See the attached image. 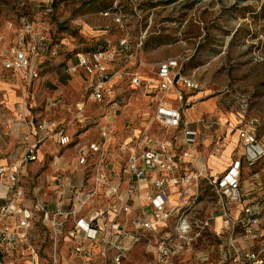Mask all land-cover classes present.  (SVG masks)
Masks as SVG:
<instances>
[{"label":"rangeland","instance_id":"374dc122","mask_svg":"<svg viewBox=\"0 0 264 264\" xmlns=\"http://www.w3.org/2000/svg\"><path fill=\"white\" fill-rule=\"evenodd\" d=\"M22 16L34 23L36 33L46 36L50 45L35 61L39 77L32 83L20 76L16 79L17 74L4 67L5 60L22 44ZM123 40H127V49L121 47ZM28 43L26 39L25 45ZM98 49L119 51L118 75L112 82L117 81L114 88L119 106L110 101L94 102L86 93V76L70 71L79 53ZM170 60L178 61L198 85L194 107L198 116L188 121L199 131V154L208 149L204 154L208 157L215 142L226 143V138L237 146L234 125L241 97L249 99L248 115L258 117L264 129V0H0V167L21 165L30 128L46 120L65 128L71 137L73 142L65 151L75 155L72 162L82 148L100 146V152H90L79 172L65 169L66 175L74 173L84 180L70 191L72 198L86 202V213L92 212L96 203H101L105 212L116 200L107 195L105 187H96L99 170L112 183L122 177L121 197L126 200L130 185L119 172L122 163L120 169H107L114 165L113 156L120 160L121 146L134 135L163 139L174 130L157 122L147 95L134 89L125 73L154 83L159 65ZM9 94L15 97L10 106ZM106 127L111 134L108 144L102 143L101 137ZM206 138L211 140L209 148L202 145ZM224 157L228 159L226 154ZM221 161L212 165L209 176L219 174ZM255 168L245 169L246 183ZM23 169H28L24 192L26 198H32L35 188L31 179L36 183L43 179L44 165L31 169L29 164ZM256 169L264 177V161ZM200 182L201 200L215 201L207 181L202 178ZM3 202L0 200V205ZM32 234L41 249V261H46L51 243L40 214L34 219ZM73 250L70 239L60 246L64 264H73ZM149 257L141 245L130 253L126 264H148Z\"/></svg>","mask_w":264,"mask_h":264},{"label":"built area","instance_id":"2783aa9c","mask_svg":"<svg viewBox=\"0 0 264 264\" xmlns=\"http://www.w3.org/2000/svg\"><path fill=\"white\" fill-rule=\"evenodd\" d=\"M19 23L24 31L22 44L5 60L4 67L32 83L39 77L35 61L49 51L50 45L26 16L20 17ZM121 47L127 49V40ZM119 57L116 49L79 53L70 71L86 76V92L92 100L119 106L112 83L118 75L115 65ZM125 75L134 89L145 93V89L153 88V95L161 93L156 120L174 134L159 140L142 136V140H149L147 149L142 148L144 141L137 140L136 149L132 148L135 141L124 143L123 174L130 185L127 199L121 197L123 181L112 183L99 170L96 187H105L107 195L116 200L105 212L84 219L79 218L76 208L52 211L47 204H27L23 180L28 169L23 167L38 161L39 148L47 140L64 148L73 142L63 127H53L46 120L34 124L30 128L34 141L26 143L21 165L0 167V188L6 191L0 195L4 201L0 205V264H64L60 246L67 239L74 242L73 264H126L130 253L141 245L150 256L148 264H264V194L250 195L244 184L245 169L264 161V129L258 117L248 115L249 99L239 98L241 111L234 125L242 154L224 173L209 176L205 164L203 171L193 170L197 169L201 144L198 129L186 120V111L194 110L191 94L198 91L194 79L176 60L159 65L155 86L138 74ZM172 95L178 109L165 107ZM90 152H100V146L82 148L81 164L86 163ZM202 178L213 190L215 201L201 200L198 190ZM31 180L35 188L36 181ZM129 201H136L138 207L131 208L126 204ZM38 214L51 243L46 261H41V249L34 244L32 234Z\"/></svg>","mask_w":264,"mask_h":264},{"label":"crops","instance_id":"0c3cea01","mask_svg":"<svg viewBox=\"0 0 264 264\" xmlns=\"http://www.w3.org/2000/svg\"><path fill=\"white\" fill-rule=\"evenodd\" d=\"M158 73H159V67L158 71H156V81H154V86L156 85L158 81ZM16 79H18V75H16ZM142 78V77H141ZM115 79V78H114ZM113 79V81H114ZM143 81H147L146 79L142 78ZM149 81V80H148ZM117 84V81L113 83V85ZM4 86H7V84H4ZM152 89L153 88H148L145 89V95H147V98L150 100L149 104H151L154 109L155 113L157 110V98L161 95V93L152 94ZM87 93V92H86ZM197 93V92H196ZM196 93L191 94V100L194 101V107L195 104L198 102V98L196 96ZM150 94V95H149ZM171 100H168L165 104L166 108H174L178 109V104L174 102V96H170ZM8 105H12L13 102L15 101V97L12 94L8 95ZM94 101V100H93ZM96 102V101H94ZM197 110L194 109L193 111L188 110L186 111V120L188 121V118L191 120H194L198 114ZM189 123H194L193 121H188ZM52 126L54 127L53 123H51ZM209 126V123H208ZM58 127V126H55ZM194 127V126H193ZM60 128V127H59ZM66 132V130H65ZM237 133V132H236ZM67 134V132H66ZM68 135V134H67ZM141 133L138 135H134L133 138H131L127 143L130 141H135L133 144V149H136V142L137 140L139 141H144L142 148L147 149L150 147L149 140L146 137V139L142 140ZM110 130L108 127L103 129V133L101 135L102 137V143L108 144L107 142L110 139ZM238 136V134H237ZM154 140L156 139H161L159 136L158 137H153ZM206 138L204 140L206 148L210 147L211 140ZM238 142L236 143L237 146L233 147V145L230 144L229 141H227V138L225 139L226 143H221L222 140H218L215 143H217L215 146L209 150L208 157L205 156L206 153L208 152V149L205 150L202 154L199 156V160L197 163H195V166L197 169H203L202 165L205 164L208 169H214L212 165L215 164L216 161H219L220 159H223V162L221 161L220 165V170L216 171L219 172V174H216L215 176H218L222 173H224L232 164V162L239 158L240 155L242 154V150L240 147V142L239 138L237 137ZM34 139L30 136V138L27 139V142H32ZM132 141V142H133ZM213 143V142H212ZM135 145V146H134ZM212 145V144H211ZM233 147V148H232ZM67 148L61 147L56 141L49 139L45 143H43L40 148H39V159L37 162L30 164L31 169H39L42 165H44V169L42 172V180L37 181L36 187H35V195L32 198H28V205H32L35 203L39 204H47L52 211H57L58 209H63V210H74L75 208L79 210V218H84V219H91L93 216L99 215V212H104L103 211V205L101 203H96L95 208L93 209L92 212L86 213V210H84V207L86 205L85 202L82 203L81 199H78V197H73L72 198V192L70 190L75 189L76 187L81 186L84 183V180H81L80 175H76L74 173H71L69 175H66L65 169H71L74 172H79L78 169H82L83 164L80 162V156L78 155L77 160L72 159L75 157L74 154H72L70 151H65ZM228 150V151H227ZM228 152V153H226ZM234 153V158L232 159L231 156ZM95 154V153H94ZM93 154V155H94ZM227 155L228 159L224 157V155ZM114 155L111 164H114L113 166H108L107 169H120V164L122 163V169L119 172H123L125 169V158L126 155L121 151L120 154V160L118 157ZM116 158V159H115ZM202 158V159H201ZM124 165V166H123ZM257 168V166H256ZM255 168V171L252 173L250 179L245 182V188H247L248 192L250 195H262L264 194V177H261L260 173L256 171L257 169ZM81 171V170H80ZM38 172V171H37ZM264 172V171H263ZM117 175V174H116ZM245 175V172H244ZM35 176V175H34ZM116 180L119 179V177H114ZM122 178V177H121ZM120 178V179H121ZM119 179L118 183H121V180ZM116 183V182H115ZM129 201L127 202V205H130L131 208L136 209L138 207L136 201L135 203ZM82 203V204H81ZM73 207V208H72ZM72 208V209H71Z\"/></svg>","mask_w":264,"mask_h":264},{"label":"bare ground","instance_id":"6f19581e","mask_svg":"<svg viewBox=\"0 0 264 264\" xmlns=\"http://www.w3.org/2000/svg\"><path fill=\"white\" fill-rule=\"evenodd\" d=\"M5 192H6L5 189L0 188V195H4Z\"/></svg>","mask_w":264,"mask_h":264}]
</instances>
